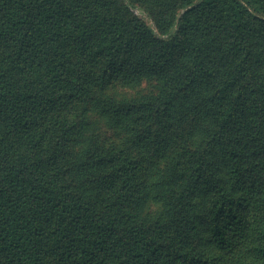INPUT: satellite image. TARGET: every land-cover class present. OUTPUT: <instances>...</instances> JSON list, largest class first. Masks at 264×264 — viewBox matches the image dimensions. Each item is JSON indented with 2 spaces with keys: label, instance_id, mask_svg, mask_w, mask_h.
<instances>
[{
  "label": "trees",
  "instance_id": "trees-1",
  "mask_svg": "<svg viewBox=\"0 0 264 264\" xmlns=\"http://www.w3.org/2000/svg\"><path fill=\"white\" fill-rule=\"evenodd\" d=\"M0 264H264V0H0Z\"/></svg>",
  "mask_w": 264,
  "mask_h": 264
},
{
  "label": "rangeland",
  "instance_id": "rangeland-1",
  "mask_svg": "<svg viewBox=\"0 0 264 264\" xmlns=\"http://www.w3.org/2000/svg\"><path fill=\"white\" fill-rule=\"evenodd\" d=\"M133 13L137 16L143 18L149 25H152V22L149 18L146 17L145 13H142L140 10L132 9ZM153 86V82L149 80H141L137 82H131L129 84H125L122 81L115 82L110 88L109 93L113 94L116 97H132L136 95H140L144 92L149 91V89ZM163 203L159 200L152 199L147 202L144 209L150 215H156L160 209H162Z\"/></svg>",
  "mask_w": 264,
  "mask_h": 264
}]
</instances>
